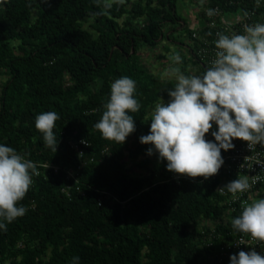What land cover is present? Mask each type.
Segmentation results:
<instances>
[{
	"label": "trees",
	"instance_id": "trees-1",
	"mask_svg": "<svg viewBox=\"0 0 264 264\" xmlns=\"http://www.w3.org/2000/svg\"><path fill=\"white\" fill-rule=\"evenodd\" d=\"M177 1L124 0L98 14L104 0L101 6L96 0H0V75L6 77L0 88V144L37 164L39 172L18 202L26 214L0 229V264H72L73 257H79L78 264L216 260L220 240L234 229L231 222L216 226L222 237L209 240L195 223L222 213L215 192L222 171L206 180L169 172L166 160L150 165L147 149L152 145L139 141L149 134L156 104L161 99L167 103L168 91L177 83L150 72L139 50L175 41L172 34L166 36V26L184 31L190 46L193 41L175 13ZM251 1L205 0L203 8L242 13ZM204 10L196 19L204 20ZM204 31L215 48L218 36ZM182 74L187 76L184 70ZM123 76L136 82L133 96L140 105L129 113L136 129L128 136L135 142L131 149L102 138L93 127L105 110L111 84ZM43 112L60 117L53 129L56 152L45 147L35 127ZM215 130L213 122L205 139ZM70 136L87 142L79 158L66 144ZM78 164L73 180L64 177L62 168L43 167ZM132 168L141 172L131 174Z\"/></svg>",
	"mask_w": 264,
	"mask_h": 264
},
{
	"label": "clouds",
	"instance_id": "clouds-1",
	"mask_svg": "<svg viewBox=\"0 0 264 264\" xmlns=\"http://www.w3.org/2000/svg\"><path fill=\"white\" fill-rule=\"evenodd\" d=\"M123 2L104 0L98 14H105L113 3ZM96 3L101 6V0ZM214 14L215 10H207L208 16ZM217 36L216 58L202 76H185L177 68L171 70L177 83L168 91L170 99L156 104L149 134L139 138L141 144L152 145L147 149L148 155L155 152L159 161H167V171L189 178L206 180L217 175L224 164L221 150L233 149L234 139L247 142L249 148L264 145V24L246 25L244 34ZM171 59L175 63L181 61L179 53ZM135 88L136 82L127 76L111 84L105 110L93 125L102 138L123 144L136 130L129 114L140 107L133 96ZM59 118L56 112H43L35 118L45 147L53 152L59 144L53 131ZM213 122L217 126L211 131L214 141L206 140ZM34 175H39L37 164L14 148L0 144V229L6 230L7 224L26 214L27 208L18 206V202L33 184ZM250 187L248 176H238L220 190L235 195ZM231 224L238 232L264 242V199L246 205ZM190 226L193 228L194 224ZM78 262L79 257H73L72 264ZM230 264H264V256L255 250L240 251L231 255Z\"/></svg>",
	"mask_w": 264,
	"mask_h": 264
},
{
	"label": "built area",
	"instance_id": "built-area-1",
	"mask_svg": "<svg viewBox=\"0 0 264 264\" xmlns=\"http://www.w3.org/2000/svg\"><path fill=\"white\" fill-rule=\"evenodd\" d=\"M252 2V3H251ZM250 9H246L242 13H220L213 7L215 14L207 15V10L203 11L204 24L201 23L196 29L190 32V38L193 39L189 48V52L200 67L205 71L211 67V62L216 58V47L210 48L206 32L204 30L211 29L214 31V36H217L219 31L231 37L233 34H244L246 25L264 24V12L256 11L255 6H263L264 0H252ZM225 15L229 16L228 18ZM202 20V22L204 21ZM204 29V30H203ZM79 145L83 139H73ZM86 143V142H85ZM82 143L81 147L87 146ZM235 147L229 151L222 150L224 164L220 168L223 177L219 180L215 192L221 198L222 213L216 219L202 221L200 227L207 229L204 232L202 228H197L199 234H204L207 240L215 237H222L216 231L218 225H225L231 222L233 218L241 215L244 207L250 204L252 195H259L264 190V145L256 144L252 148L248 147V143L239 139H234ZM79 158L81 156V148L79 151H74ZM238 176H248L251 187L243 193L233 195L226 190L223 192L221 187L228 182L237 179ZM255 180V183L252 181ZM227 237V238H226ZM221 245L217 249L218 256L216 260H212L210 264H230L231 255L238 254L240 251L249 252L255 250L257 253L264 256V242L254 240L250 234L238 232L230 228V232L225 233V237L221 240Z\"/></svg>",
	"mask_w": 264,
	"mask_h": 264
},
{
	"label": "rangeland",
	"instance_id": "rangeland-1",
	"mask_svg": "<svg viewBox=\"0 0 264 264\" xmlns=\"http://www.w3.org/2000/svg\"><path fill=\"white\" fill-rule=\"evenodd\" d=\"M204 1L205 0H178L176 2V5H175V13L180 18H182L186 23H187L186 19L188 17H190V18L194 17V21L197 22L198 25H200L202 23V20L201 19H196L195 16L198 15L197 13L200 11V9H201V11L204 10V8H205L204 7V4H205ZM225 17L228 18L229 16L225 15ZM118 22H120V21H118ZM192 22H193V20H192ZM141 24L142 23H140V25ZM164 29L166 30L167 28L165 27ZM178 29H179V27H176L175 30H172L174 32L172 33L171 36H172V38L175 41H177V43H180L181 45L184 46L187 43V39L185 38V32L181 31V30H178ZM162 43H164V42H162ZM165 45H163V47L167 49L168 54H166V51H164L162 49V46L160 44V45H157V46H154V47H149V49H147V48L142 49L141 48L139 50L140 59H141L142 64L150 72H152L154 74H157L158 72L162 73L164 75V77H166V78H168V75L170 74L169 77H173L174 79H176L175 78L176 75H174L175 73L173 74V72L171 70L173 68H177V69H179V72L182 73L183 69L185 68V67L182 68V66H185V64H181V62L175 63L171 59V56L173 54H175V53H179V55L181 57H184L186 54H185V51L181 47L176 46V44L166 43L165 42ZM189 47H190V43H189ZM150 48H152V49H150ZM159 54H163V59H158L157 60V59L154 58L156 55H159ZM184 71L186 72V70H184ZM204 73H205V71H204ZM5 78H6L5 76L0 75V88H1L2 83L5 81ZM170 79H172V78H170ZM206 140H213L214 141V137H212L211 134H210L206 138ZM124 143H125L126 147H128L129 149H131L134 146V144H135L133 139L130 138V137H127L126 141ZM66 144H67L68 148L71 151H73V152L74 151H79L80 148H81V145H82V143L80 145L78 143H76L73 140V138H71V136L67 138ZM86 144H87V142H86ZM150 160H151L150 165H155L158 162L157 153L154 152L153 155L150 156ZM43 167L44 168H49V169H51L53 171H57L58 169L61 170V168H62V169H64V177L67 178V179H72L73 180V179H75V175H77V173L79 172L80 165L78 164L77 168H72L71 166L70 167H58L56 165H44ZM138 172L140 173L141 171L139 169H136V168L135 169H133V168L130 169V173L131 174H135V173H138ZM260 196H261V199H264V190L260 194ZM257 200H259V195H255V196L252 195V200L250 201V204L255 202V201H257ZM200 223H198V222L195 223L196 228H202V227L199 226ZM190 228H191V226L189 227V229ZM142 260L143 261L145 260L144 256H142Z\"/></svg>",
	"mask_w": 264,
	"mask_h": 264
},
{
	"label": "crops",
	"instance_id": "crops-1",
	"mask_svg": "<svg viewBox=\"0 0 264 264\" xmlns=\"http://www.w3.org/2000/svg\"><path fill=\"white\" fill-rule=\"evenodd\" d=\"M186 20H187V23L183 20L184 21V26H185L186 30L189 31V33L192 30L196 29L198 26L201 25V24L198 25V23L194 21V17L193 18L188 17ZM192 20H193V22H192ZM181 26H182V24H181ZM167 27L168 26H166V28ZM171 30H172V28H169V27L165 30L166 31V36L169 35V34H172V32H174V31L171 32ZM169 37L172 38L171 35H169ZM162 42H164V43H162ZM165 42L166 43L176 44V46L181 47L185 51L186 55L184 57L180 56L181 57V61L180 62H181V64H185V66H182V68L185 67L183 70H186V72H187L186 75L187 76H202L203 69L200 68V65L197 64L195 62V60H192V58H191V54L189 52V43L190 42L188 40H187V43L184 46L181 45L180 43H177L176 41H172V39L160 41V42H158L156 44V46L161 44V46L163 47V45H165ZM142 49H145V47H143ZM166 54H168V51H166ZM157 56H160V54L156 55L154 58L157 59ZM162 56H163V54H162ZM139 57H140V55H139ZM159 59H163V58H159ZM140 61H141V59H140ZM157 74L160 75L161 79H170V78L174 79L173 77H169L170 74L168 75V78L164 77V75L162 73L158 72ZM174 80L177 81L176 79H174Z\"/></svg>",
	"mask_w": 264,
	"mask_h": 264
},
{
	"label": "bare ground",
	"instance_id": "bare-ground-1",
	"mask_svg": "<svg viewBox=\"0 0 264 264\" xmlns=\"http://www.w3.org/2000/svg\"><path fill=\"white\" fill-rule=\"evenodd\" d=\"M254 9L256 11H263L264 10V7L263 6H255Z\"/></svg>",
	"mask_w": 264,
	"mask_h": 264
}]
</instances>
